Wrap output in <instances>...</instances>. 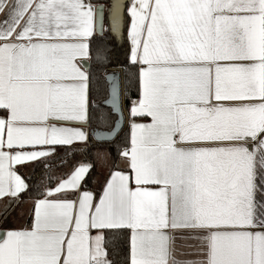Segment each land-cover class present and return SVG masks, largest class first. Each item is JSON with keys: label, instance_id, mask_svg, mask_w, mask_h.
<instances>
[{"label": "snow or ice", "instance_id": "obj_1", "mask_svg": "<svg viewBox=\"0 0 264 264\" xmlns=\"http://www.w3.org/2000/svg\"><path fill=\"white\" fill-rule=\"evenodd\" d=\"M25 197L0 264H264V0H0V221Z\"/></svg>", "mask_w": 264, "mask_h": 264}, {"label": "trees", "instance_id": "obj_2", "mask_svg": "<svg viewBox=\"0 0 264 264\" xmlns=\"http://www.w3.org/2000/svg\"><path fill=\"white\" fill-rule=\"evenodd\" d=\"M105 3H107V0H104ZM105 25H107V19L105 20ZM127 33V19H126V25H125V37H124V41L121 44H118L115 40L113 36H106V40H107V48H108V54L111 57V64L110 67L113 66H121L124 67L126 65V60H127V52H128V48H129V42L126 36ZM124 83L128 86L129 90L131 92H133L134 94V89L131 87L130 84H128L127 80H124ZM101 84L103 85V87L106 89L107 85L103 84V80L101 81ZM106 95V92H101L100 95H98L96 98L99 99H103L104 96ZM123 146V138H121V140L117 141L115 144L112 145H103L100 148H107L110 153H111V157L113 160H116L118 158V152L119 149ZM97 148H94L92 150L91 153L88 154V159L85 160L84 162H94L96 164L97 167V160H96V153ZM61 155H63L61 153ZM82 158L77 155L75 157L74 160L71 161V163H74L75 161L81 160ZM51 168H52V172L51 173H44L41 171V167H37L35 165H33V173L31 174V176L27 177V182L29 183H33L35 185H42L43 182H46L49 178V175L51 176L52 180L55 181V179L63 172H66L68 170L67 167H63L61 166V161L59 160V158L53 160L51 162ZM96 167L95 169L91 172L90 177L87 179V189H93L95 190V192H99L100 189L94 188V179H95V175H96ZM24 199H29L28 197H25Z\"/></svg>", "mask_w": 264, "mask_h": 264}, {"label": "crops", "instance_id": "obj_3", "mask_svg": "<svg viewBox=\"0 0 264 264\" xmlns=\"http://www.w3.org/2000/svg\"><path fill=\"white\" fill-rule=\"evenodd\" d=\"M126 36H127V33H126ZM99 149H106L109 152L111 161L113 160L111 157V153L107 148H99ZM116 160L118 162V158ZM111 161L110 162L107 161L103 167H100L97 164L96 175H95V179H94V188L95 189H97V188L101 189L102 188V186L105 182V179L107 177L108 168L110 167ZM20 173L26 179L27 177L31 176V174L33 173V166L21 167ZM26 182H27V179H26ZM89 190L95 191L93 189H89ZM25 201L26 202L23 205L27 206V210H28V207H29V205L27 203L28 199H25ZM23 205H21V206H23ZM18 208H16L15 212H13L11 215H9L6 220L0 221V230L5 229L7 231L11 228L18 227L21 223L20 220H22V219H23V223L25 222V220L27 219V216H26L27 210L22 212V211H18ZM17 223H18V225H17Z\"/></svg>", "mask_w": 264, "mask_h": 264}, {"label": "rangeland", "instance_id": "obj_4", "mask_svg": "<svg viewBox=\"0 0 264 264\" xmlns=\"http://www.w3.org/2000/svg\"><path fill=\"white\" fill-rule=\"evenodd\" d=\"M106 27H107V25H106ZM97 151H102V152H107V153H109L106 149H97L96 152H97ZM108 161H109V162L111 161L110 155H109V157H108ZM105 163H106V162H105L104 160H98V159H97V164H98L100 167H103ZM25 210H27V206H25V205L20 206V207L18 208V211H22V212H23V211H25ZM20 222L23 223V219L20 220ZM21 223H20V224H21ZM17 225H18V223H17Z\"/></svg>", "mask_w": 264, "mask_h": 264}, {"label": "water", "instance_id": "obj_5", "mask_svg": "<svg viewBox=\"0 0 264 264\" xmlns=\"http://www.w3.org/2000/svg\"><path fill=\"white\" fill-rule=\"evenodd\" d=\"M106 17H107V12L105 13ZM125 25H126V21H125ZM114 37V36H113ZM124 37H125V29H124V32H123V36L122 38L120 39H117L116 37H114V40L118 43V44H121L123 41H124ZM112 68H115L117 69V72L116 74L117 75H120L119 73V68H121V66H113ZM6 230L5 229H1L0 232H5Z\"/></svg>", "mask_w": 264, "mask_h": 264}]
</instances>
